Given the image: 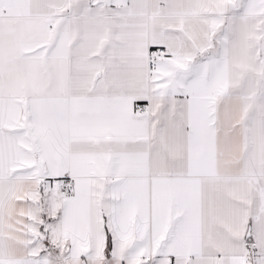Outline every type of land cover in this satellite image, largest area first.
<instances>
[{
    "label": "snow or ice",
    "instance_id": "6c2138e0",
    "mask_svg": "<svg viewBox=\"0 0 264 264\" xmlns=\"http://www.w3.org/2000/svg\"><path fill=\"white\" fill-rule=\"evenodd\" d=\"M0 264H264V0H0Z\"/></svg>",
    "mask_w": 264,
    "mask_h": 264
}]
</instances>
